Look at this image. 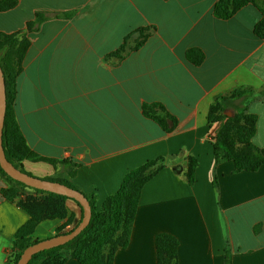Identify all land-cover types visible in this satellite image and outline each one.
I'll return each instance as SVG.
<instances>
[{"label": "crops", "instance_id": "obj_1", "mask_svg": "<svg viewBox=\"0 0 264 264\" xmlns=\"http://www.w3.org/2000/svg\"><path fill=\"white\" fill-rule=\"evenodd\" d=\"M217 3L17 0L0 13L2 34L26 30L37 13L46 18L26 33L13 111L30 153L75 165L26 159L21 169L39 179L71 171L72 184L94 195L100 210L129 172L160 165L141 189L128 244L115 249L111 264H157L160 234L176 240L177 264H223L225 248L232 264H264V38L256 33L264 0H249L227 18L216 15ZM141 33L148 38L134 49ZM234 91L255 95L246 112L256 117L252 143L263 164L254 172L236 173L232 162L214 167L208 112ZM156 103L164 109H154L156 116L177 122L171 132L143 115L144 104ZM8 188L0 176V264L12 258L14 236L30 218L21 203L42 197L25 188L6 200L1 191ZM64 207V219L40 221L31 237L50 238L68 220L75 226L80 208L71 199Z\"/></svg>", "mask_w": 264, "mask_h": 264}, {"label": "trees", "instance_id": "obj_2", "mask_svg": "<svg viewBox=\"0 0 264 264\" xmlns=\"http://www.w3.org/2000/svg\"><path fill=\"white\" fill-rule=\"evenodd\" d=\"M247 2H249V0H218L216 15L220 18H227ZM16 4L17 0H0V13L14 8ZM45 19L43 14L37 13L35 20L27 24L26 30L13 34L0 33V68L4 77L6 96L2 146L7 161L15 168L28 175L30 174L20 168V163L26 159L49 162L54 167L58 164L68 167L75 166L68 161L57 162L46 160L30 153L24 144L14 116L13 104L17 93V78L23 70L24 57L29 47L26 33L33 31L35 26L39 25ZM256 33L260 38H264V19L256 26ZM128 38L129 37H127L124 43L119 47V52L124 49ZM147 38V34L141 33L134 49H139ZM193 53H195V51H190L187 56L191 58ZM202 58V55H199L195 63L198 64L201 62ZM245 92L246 91H234L227 97H218L215 104L208 112V122L215 125V129L211 134L214 167L223 162H232L236 173L244 171L254 172L263 164V157L259 149L252 143V138L256 130V117L247 113L245 109L255 95ZM239 99L245 109L239 114L243 122L239 125L240 128L237 131L240 154L237 153L238 150L233 148L230 142L225 139L226 127L232 120L227 118V116L219 115L222 108H226L229 103ZM154 109L164 110L158 103L152 105L144 104L142 106L143 115L146 118L152 119L166 132H171L177 124L175 119L168 114H165L164 117L156 116L153 112ZM166 120L171 122L170 127H168ZM159 167L160 165H157L155 161H151L129 172L123 179L118 192L107 198L100 210L96 207V197L94 195L83 194L88 200L91 209V218L88 226L77 237L65 245L34 255L28 264H61L66 258L76 259L81 264H111L115 249L124 248L128 244L141 189L154 176L157 172L156 169ZM195 167V160L190 161L187 168V179L190 184L195 180ZM0 176L9 184L8 189H3L1 191L2 196L6 200H13L21 194L22 190L28 188L8 177L1 168ZM72 177L73 173L70 171L65 178L50 177L42 180L58 182L68 188L79 191L70 181ZM212 177V183L215 184V177L213 174ZM132 186L133 188L135 187V189L133 193H130ZM31 190L42 195V197L40 199L27 198L21 203V207L26 210L30 218L14 236L12 244L13 256L10 258L8 264H16L27 247L40 241L31 237L40 221L45 219L65 218L66 211L64 202L68 198L41 190ZM76 204L78 205V203ZM78 207L81 210L82 218V209L79 205ZM78 223L73 226L71 230L64 231L65 226L71 224L70 220L66 221L65 224L54 231L52 237L68 234ZM93 231L96 232L98 240L90 247H85L84 243L86 238L89 233ZM105 248L108 249L109 252L104 253ZM156 248L157 264H177V242L175 239L160 234L156 237ZM223 264H232L228 248L224 250Z\"/></svg>", "mask_w": 264, "mask_h": 264}, {"label": "water", "instance_id": "obj_3", "mask_svg": "<svg viewBox=\"0 0 264 264\" xmlns=\"http://www.w3.org/2000/svg\"><path fill=\"white\" fill-rule=\"evenodd\" d=\"M6 112L5 83L2 70L0 68V168L11 179L25 185L28 188L41 190L48 193L64 196L74 200L82 209V218L78 225L68 234L53 236L27 247L21 254L16 264H28L32 257L40 252L54 249L65 245L77 237L89 224L91 218V209L85 196L74 189L68 188L58 182L42 180L30 176L9 163L5 157L2 146V131Z\"/></svg>", "mask_w": 264, "mask_h": 264}, {"label": "rangeland", "instance_id": "obj_4", "mask_svg": "<svg viewBox=\"0 0 264 264\" xmlns=\"http://www.w3.org/2000/svg\"><path fill=\"white\" fill-rule=\"evenodd\" d=\"M246 109V108H245ZM244 107L241 103V100H236L233 101L232 103H229V105L226 108H222V110L219 112V115L222 116H227V118H230L232 121L228 124V126L226 127L225 130V139L228 140L230 142V144L232 145L233 148H236L238 151L237 153H241L239 152V140L237 138V131L240 128V124H242L243 119L241 118V116H239L240 113H242L244 110ZM241 144V142H240ZM44 168V167H42ZM40 173H43V169H39ZM37 178V177H35ZM135 187L131 188L130 193L134 192ZM132 200V198H131ZM132 202V201H129ZM98 240L97 234L96 232H91L89 233L88 237L86 238V241L84 243L85 247H90L94 242H96ZM109 252L108 249H104V253Z\"/></svg>", "mask_w": 264, "mask_h": 264}, {"label": "built area", "instance_id": "obj_5", "mask_svg": "<svg viewBox=\"0 0 264 264\" xmlns=\"http://www.w3.org/2000/svg\"><path fill=\"white\" fill-rule=\"evenodd\" d=\"M71 229H72V227L70 225H66L64 231H69Z\"/></svg>", "mask_w": 264, "mask_h": 264}]
</instances>
